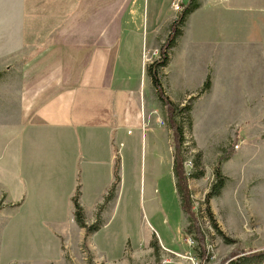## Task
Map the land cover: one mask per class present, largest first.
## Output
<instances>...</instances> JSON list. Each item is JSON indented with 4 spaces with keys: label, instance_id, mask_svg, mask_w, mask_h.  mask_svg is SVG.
I'll return each instance as SVG.
<instances>
[{
    "label": "crops",
    "instance_id": "crops-1",
    "mask_svg": "<svg viewBox=\"0 0 264 264\" xmlns=\"http://www.w3.org/2000/svg\"><path fill=\"white\" fill-rule=\"evenodd\" d=\"M185 1L0 0V59L20 61L17 120L1 129L13 133V149L0 164V200L2 212L13 210L17 235L40 243L36 258L44 264L77 260L85 238L96 264H112L106 258L116 239L98 238L111 219L86 236L75 223L72 198L79 188L85 222L94 224L119 157L116 197L101 213L116 210L127 189L121 153L128 155L139 133L143 138L164 120L145 59L158 58L179 13L173 5ZM198 3L161 71L170 100L186 84L195 89L177 99L195 95L207 77L211 93L228 78L231 61H249L247 80L255 82L253 63L264 61V28L258 25L264 0ZM246 10L248 27L240 19ZM150 139L155 141L152 134ZM171 176L175 189L172 170ZM161 247L168 259L175 258L170 252L178 254Z\"/></svg>",
    "mask_w": 264,
    "mask_h": 264
},
{
    "label": "rangeland",
    "instance_id": "rangeland-1",
    "mask_svg": "<svg viewBox=\"0 0 264 264\" xmlns=\"http://www.w3.org/2000/svg\"><path fill=\"white\" fill-rule=\"evenodd\" d=\"M247 12L240 17L244 18L246 27L251 23ZM258 12L264 13V9ZM258 25L264 28V21ZM260 57H264V52ZM16 60L13 56L0 59V143L8 146L7 151L0 150V164L8 154L12 155L13 149V133L1 129L3 125L9 128L17 120L20 61ZM248 65L249 61H231L228 78L215 84L211 93L192 101L189 99L197 96L198 89L188 99L177 98L194 90V84L182 85V90L170 94L173 102H190L192 107L184 166L188 174L198 176L189 179V189L208 245L207 260L199 264H232L242 257L250 259L264 252V61L253 63L252 68L254 79L260 84L247 80ZM255 85L254 91L244 90ZM161 121L153 128L155 135L154 130L149 132L155 141L150 139L147 143L149 134L141 138L139 133L132 151L127 155L124 149L121 153L123 170L128 176L127 189L118 195L114 212L100 213L101 223L111 220L98 238L108 234L117 242L106 258L112 264H154V250L150 249L154 242L160 249L159 264L170 257L161 245L180 253L170 252L175 257L173 263L184 264L185 253L196 257L184 244L189 219L182 213L172 183V134L166 120ZM219 159L223 160L221 173L225 183L220 194L209 202L215 229L207 216L205 199L215 181L214 170ZM153 178L156 186L150 191ZM2 207L0 200V264H44L41 258H36L42 252L40 243H30L28 237L17 235L13 210L2 212ZM86 239L77 260H67L65 264L97 263L85 247ZM145 240H150L148 245ZM27 255L31 257L26 259ZM57 263L62 264L61 259Z\"/></svg>",
    "mask_w": 264,
    "mask_h": 264
},
{
    "label": "trees",
    "instance_id": "trees-1",
    "mask_svg": "<svg viewBox=\"0 0 264 264\" xmlns=\"http://www.w3.org/2000/svg\"><path fill=\"white\" fill-rule=\"evenodd\" d=\"M180 5L181 10L179 11L176 19L171 23L169 27V34L167 36V39L158 50V58L146 67V73L151 81L157 100L164 111V119L166 120L167 128L171 132L173 138L172 174L175 179V189L179 198L182 213L186 214L189 219L188 226L185 229V235L190 237L195 242L197 249L195 248L196 251L194 250V254L202 263L206 262L205 260H207L208 245L206 236L202 231L200 223L198 221L197 212L193 209L191 191L189 189V179H196L198 176L197 174H188L184 166V163L186 161V152L188 150L186 146V132L187 130H190L192 126V107L190 102H186L185 104L173 103L166 95L161 82V71L168 66L170 62V53L175 47L177 40L181 37L188 17L199 7L198 0H186L185 3H181ZM210 87V78L207 77L200 91L197 93V96L189 100L192 101L193 99L204 96L209 92ZM119 164L120 160L119 157H117L115 161L113 184L111 185L107 192V195L105 196L103 205L98 209V212L96 214V221L94 224L88 226L85 222L84 212L79 204V188H77L76 192L74 193V196L72 198L74 220L79 228L85 230L87 235L95 233L100 229L102 225L100 220V213L107 206V204L114 200L116 197L117 187L120 182ZM222 165L223 160L219 159L214 170L215 181L205 199L207 216L215 229H217V227L209 208V202L211 199L218 196L224 187L225 179L221 173ZM150 249L154 250V264H159V246L156 242H154L150 244ZM232 264H264V252L253 255L250 257V259H248L247 257H242L237 263Z\"/></svg>",
    "mask_w": 264,
    "mask_h": 264
},
{
    "label": "built area",
    "instance_id": "built-area-1",
    "mask_svg": "<svg viewBox=\"0 0 264 264\" xmlns=\"http://www.w3.org/2000/svg\"><path fill=\"white\" fill-rule=\"evenodd\" d=\"M213 1H215V2H226L227 0H213ZM180 4L177 3V4L173 5V8L176 11H178V12L181 10L180 9ZM145 60H146V62H152L151 59H149V58H146ZM184 244L186 245V247L188 249L193 250V252H194L196 244L190 237L185 236ZM161 249H162L163 252L167 251L163 247H161ZM178 254H180V253H178ZM184 261H185L184 264H199V263H201V261L197 257H195L194 255H191L190 253H185ZM162 264H181V263H179V262L173 263L171 261V259H168V260H165V261L163 260Z\"/></svg>",
    "mask_w": 264,
    "mask_h": 264
},
{
    "label": "bare ground",
    "instance_id": "bare-ground-1",
    "mask_svg": "<svg viewBox=\"0 0 264 264\" xmlns=\"http://www.w3.org/2000/svg\"><path fill=\"white\" fill-rule=\"evenodd\" d=\"M181 6V5H180Z\"/></svg>",
    "mask_w": 264,
    "mask_h": 264
}]
</instances>
